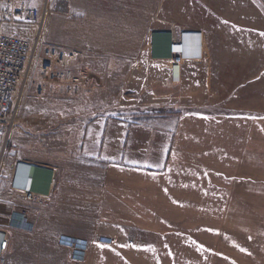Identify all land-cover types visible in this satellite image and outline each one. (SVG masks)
<instances>
[{
	"label": "rangeland",
	"instance_id": "rangeland-1",
	"mask_svg": "<svg viewBox=\"0 0 264 264\" xmlns=\"http://www.w3.org/2000/svg\"><path fill=\"white\" fill-rule=\"evenodd\" d=\"M31 4L47 9L42 30L26 26L15 33L33 43L81 51L80 66L89 78L69 96L59 91L41 97L32 80L21 88L10 125L0 127V208L14 199L7 197V187L18 160L78 159L100 118L151 120L154 107L135 104L142 103L153 76L148 61L153 33L168 31L175 38L200 29L213 72L199 84L208 85L217 103L185 109L216 116L208 133L213 141L192 146L194 155L208 161L213 193L206 202L213 206L182 210L175 226L180 239L167 242L158 261L264 264V0H118L116 11L101 0ZM155 73L162 81L163 71ZM126 95L135 100L131 107L116 108L117 98ZM100 130L104 135L103 125ZM28 207L30 202L23 210ZM6 264L80 263L65 252H9Z\"/></svg>",
	"mask_w": 264,
	"mask_h": 264
},
{
	"label": "crops",
	"instance_id": "crops-1",
	"mask_svg": "<svg viewBox=\"0 0 264 264\" xmlns=\"http://www.w3.org/2000/svg\"><path fill=\"white\" fill-rule=\"evenodd\" d=\"M101 2L110 10L118 8V0ZM184 32L181 81L172 79L171 33L155 31L148 57L153 76L142 103L135 104L180 109L179 115L165 117L155 112L148 122L136 123L100 118L91 126L94 133L85 138V151L78 159L63 155L40 162L17 161L7 187V197L14 199L0 208V229L9 238L7 255L65 252L74 260L72 249L62 240L67 236L88 242L86 257L76 261L80 264H159V252L167 251L166 243L180 239L175 226L181 223L182 210L213 206L206 202L208 194L212 201L213 193V179L205 172L208 161L194 155L192 146L213 141L208 133L216 116L185 109H206L217 103L208 85L199 84L202 76L212 74L213 58L208 56L202 30ZM161 70L162 81L158 73L154 77ZM130 100L135 101L129 95L117 98L115 107H131ZM101 125L104 135L98 132ZM31 165L37 166L34 189L45 196L30 202L26 211L20 189L30 176ZM21 212L29 214L33 231L11 225L12 215Z\"/></svg>",
	"mask_w": 264,
	"mask_h": 264
},
{
	"label": "built area",
	"instance_id": "built-area-1",
	"mask_svg": "<svg viewBox=\"0 0 264 264\" xmlns=\"http://www.w3.org/2000/svg\"><path fill=\"white\" fill-rule=\"evenodd\" d=\"M46 7L37 9L28 0H0V127L7 128L12 119L11 109L21 88L33 81L35 92L41 97L54 96L62 91L67 96L76 93L87 81L88 73L80 66L81 51L62 50L43 45L39 40L31 42L15 33V28L32 26L42 30ZM171 36L179 42L181 36ZM183 51L174 53L173 82L181 81ZM203 54L199 55L202 56ZM176 69L178 73H176ZM178 75V76H177ZM31 165L30 170H35ZM31 179L21 190V197L27 202L42 201L45 194L37 193ZM11 225L18 229L33 231L29 214H13ZM63 243L72 249L75 261H82L87 254L88 242L73 237H63ZM9 248L8 232L0 229V264H6Z\"/></svg>",
	"mask_w": 264,
	"mask_h": 264
},
{
	"label": "bare ground",
	"instance_id": "bare-ground-1",
	"mask_svg": "<svg viewBox=\"0 0 264 264\" xmlns=\"http://www.w3.org/2000/svg\"><path fill=\"white\" fill-rule=\"evenodd\" d=\"M184 48V43L182 40H180L179 42H175L171 36V43H170V47H169V50H170V59L172 57V55L178 51H182V49ZM176 73H178V70L176 69ZM33 173H34V170H31V173H30V176L29 178L31 179V182L30 184H34V178H33Z\"/></svg>",
	"mask_w": 264,
	"mask_h": 264
},
{
	"label": "trees",
	"instance_id": "trees-1",
	"mask_svg": "<svg viewBox=\"0 0 264 264\" xmlns=\"http://www.w3.org/2000/svg\"><path fill=\"white\" fill-rule=\"evenodd\" d=\"M152 111H155L163 116H168V115H179L181 113V110H173L172 108L169 107H160V108H153ZM197 112H203V113H209L207 111H202V110H196ZM10 148V144L7 146V150Z\"/></svg>",
	"mask_w": 264,
	"mask_h": 264
}]
</instances>
